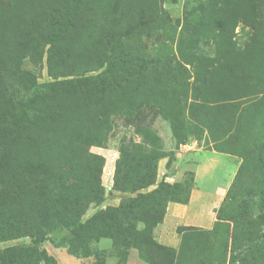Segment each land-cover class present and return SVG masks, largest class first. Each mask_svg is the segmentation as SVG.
I'll return each mask as SVG.
<instances>
[{
  "label": "rangeland",
  "instance_id": "374dc122",
  "mask_svg": "<svg viewBox=\"0 0 264 264\" xmlns=\"http://www.w3.org/2000/svg\"><path fill=\"white\" fill-rule=\"evenodd\" d=\"M74 1L0 0V264H264V0ZM197 181L214 225L161 239Z\"/></svg>",
  "mask_w": 264,
  "mask_h": 264
},
{
  "label": "crops",
  "instance_id": "0c3cea01",
  "mask_svg": "<svg viewBox=\"0 0 264 264\" xmlns=\"http://www.w3.org/2000/svg\"><path fill=\"white\" fill-rule=\"evenodd\" d=\"M188 167H193V164H189ZM213 188L214 187L211 189L213 190ZM223 193L226 192L203 191L197 181L186 204L176 202L168 204L164 221L155 232L160 235L161 231L162 235L159 236L161 239L167 240V238H169L168 240L174 243V245H179L181 241L177 231L178 227H198L207 229L213 226L216 221L215 209L221 204V195H223ZM170 224L175 228H168ZM165 229H171L173 235L168 233ZM165 232L167 234H165Z\"/></svg>",
  "mask_w": 264,
  "mask_h": 264
},
{
  "label": "trees",
  "instance_id": "16d2710c",
  "mask_svg": "<svg viewBox=\"0 0 264 264\" xmlns=\"http://www.w3.org/2000/svg\"><path fill=\"white\" fill-rule=\"evenodd\" d=\"M80 6H81V1L80 0H75L74 4H73V6H72V8L70 10V16L67 18L68 22H70V20L73 19L77 15V13H78V11L80 9ZM50 70H51V74H53L52 73V68H50ZM58 77H62V76H58ZM81 85H86V82L85 83L83 82V83H81L79 85V82L75 81V79H65L64 78L63 80L55 79L54 83L49 84V85H44V84L40 85L38 83H34V85L30 84V87L33 90L32 92H33V95L35 96V98L37 100H41L42 101L44 96H46V93H43L44 89L45 90H49L52 96L60 97L61 95L65 94L66 92H68L70 90H74L76 87L81 86ZM100 90L101 91L104 90L103 86L100 87ZM54 110L57 111V108H55ZM5 156H6V161L4 162V165H6L5 167H11L14 171L16 170L18 172H21L20 165H19V162L21 160V153H19L18 151L16 152L15 150H13L11 148H7V149H5ZM36 166H37V164H36ZM6 174L3 172V174L0 175V179L2 181V185L5 187V186H9L10 183H13V187H11V188H15L16 187V185H15L16 181L8 182L7 179L5 178ZM40 175H41L40 173L36 174L37 177H39ZM149 186H151V184H147L143 188H146V187H149ZM235 187H236V183L234 182L231 185L230 189H229V192H228L229 196H230V193L232 192V190ZM19 196H20L19 192H16V197H14V198L18 199ZM61 199H62L61 197H58L57 200L59 201ZM64 203H65L66 206H71L72 207L74 205V200L71 197H69V199H67ZM176 203H179V202H176ZM186 203H181V204H186ZM41 206L42 205H39V207L37 208L38 211L36 212V215L40 216L41 217L40 219L43 220L44 222H46V214L43 213V212H40V207ZM39 234L40 233L37 232V235H39ZM40 243H41V240L39 239L36 242V244H35V248L36 249H38L40 247ZM148 244L151 245L155 250H157L158 253H160V255L167 256L171 260L170 264H178V261L181 258L180 254H178V255L172 254V256H171L170 254L167 253L168 250L160 249V248L154 246L151 241H148ZM145 246H147V244H145Z\"/></svg>",
  "mask_w": 264,
  "mask_h": 264
}]
</instances>
